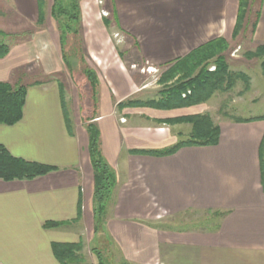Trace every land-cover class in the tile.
<instances>
[{
	"label": "crops",
	"instance_id": "1",
	"mask_svg": "<svg viewBox=\"0 0 264 264\" xmlns=\"http://www.w3.org/2000/svg\"><path fill=\"white\" fill-rule=\"evenodd\" d=\"M3 1L0 30L9 51L0 57V81L26 85L27 97L23 118L0 125V143L17 157L55 169L33 179H0V264H62L54 243H81L87 252L104 240L117 247L121 264H264V119H219L216 145L154 156L132 150L163 148L184 135L169 127L127 125L128 109L121 114L118 108L140 89L123 58L149 67L173 65L219 38L241 40L244 32L235 35L240 0H91L88 7L79 0L81 22L93 10L109 27L106 49L116 51L112 34L123 47L113 54L119 60L97 70L88 63L65 64L67 47L51 13L54 0ZM253 5L258 17L249 41L257 47L264 42V0ZM84 68L98 76L96 100ZM25 78L29 83L21 84ZM196 106L202 108H180L169 116L193 114ZM90 123L117 173L98 230ZM190 210L214 212V224L162 223ZM46 222L59 225L45 227ZM82 260L71 264L89 261Z\"/></svg>",
	"mask_w": 264,
	"mask_h": 264
},
{
	"label": "trees",
	"instance_id": "2",
	"mask_svg": "<svg viewBox=\"0 0 264 264\" xmlns=\"http://www.w3.org/2000/svg\"><path fill=\"white\" fill-rule=\"evenodd\" d=\"M252 0H240L238 21L235 28V35L238 36L245 31L250 23V11ZM61 28V45L65 49L71 37L78 33V25L81 22V8L79 0H54L51 11ZM252 24L254 32L257 22ZM4 33L0 30V57L5 56L9 51V45L2 39ZM229 48V43L223 38L209 42L185 58L176 60L165 65L170 66L167 75L161 81L178 77L177 81L165 88L160 98L148 100L123 101L118 104V108H138L154 107L163 109H179L206 103L217 91L229 92L241 79L247 82L248 76L242 71H234L226 61L225 52ZM248 59L259 58L262 60V73L264 76V42L257 46L255 50L246 52ZM65 64L69 66L68 59L63 54ZM84 61V59H82ZM84 63V62H82ZM214 65L215 69L210 67ZM85 66V63L84 65ZM86 74L95 96L98 94L99 80L97 74L88 68L83 69ZM191 91L190 94L187 93ZM186 93V95H184ZM27 97L26 85H12L8 82L0 81V125H14L23 118V111ZM66 109V107H65ZM228 117V115H225ZM236 120L250 121L254 119H264V116ZM68 120V118H67ZM171 122H185L191 124V132L185 139H180L170 147L158 149H134L132 153L147 154L154 156L171 155L182 147L186 146H210L216 145L220 138V125L214 121L207 113L190 114L169 119ZM90 142L89 152L94 168V199L95 215L97 219L96 230L102 227V215L107 199H110L113 190L117 185V175L115 170L103 158L100 150V134L97 126L93 123L87 126ZM261 163L264 180V139L261 146ZM55 168L36 161L26 160L13 155L3 144L0 143V179L6 181L33 179L45 175ZM107 189V191H106ZM113 189V190H112ZM58 222H46L45 227H54ZM54 252L62 264H71L82 260L80 252L83 249L81 243H54ZM97 252V256L99 251ZM99 264H104L99 258ZM122 264H127L123 262Z\"/></svg>",
	"mask_w": 264,
	"mask_h": 264
},
{
	"label": "rangeland",
	"instance_id": "3",
	"mask_svg": "<svg viewBox=\"0 0 264 264\" xmlns=\"http://www.w3.org/2000/svg\"><path fill=\"white\" fill-rule=\"evenodd\" d=\"M90 2L91 0L83 1V3L87 5V7L90 6ZM257 8L258 5H253V7L251 8L250 23L248 24L246 30L243 31V38L241 40L239 39L229 44V48L224 53L227 59L226 61L228 62L232 70L242 71L248 76L247 82L243 79H240L231 91L215 92V94L206 103L199 104L202 105V108L196 106L194 109H192H197L196 112L193 114H210L215 122H217L219 119L221 120L225 118L234 119L233 116L238 117L240 119L252 115L264 116V76L262 73L261 66L262 60L259 58L248 59L246 56L247 51L255 50L257 48L255 47V45H253L251 41H249L250 35L252 33V24L255 22L256 19ZM4 9V1L0 0V11H4ZM85 13L86 14H84V16L87 19H85L84 21L82 20V22H80V24L77 26L78 33L76 36L74 35V37H71L69 39L65 53L67 54L68 62L71 67H82L84 63H88L89 66L97 70V68L99 69L100 67H106L107 65H111V63L114 62L113 60H119L118 57L113 58V54H115L116 51L123 50V47L121 43L117 42V37L112 34V43L115 44L116 51L115 49H112L111 45L109 47L110 50H107L105 41L106 36L108 35L107 31L109 30V27H106L104 25L102 19L97 18L99 17V15L95 16V11L87 10ZM20 37H24V35H21L16 38ZM2 39L5 42V38L2 37ZM103 42L105 44H102ZM82 59H84V61H82ZM123 60L126 63V66L130 73L136 74V82L140 88L139 91L127 98L125 101H128L130 99H158L161 97L163 90L168 86H171L174 82H176L179 77H173L163 82L161 80H163V77L167 75V70L170 66L149 67L147 64L142 62H137L136 64H134L132 63L133 60L128 58H123ZM210 69L214 70L215 66L212 65ZM77 77V80L83 81V75H79ZM29 79L30 78H25L24 81L21 82V84L29 83ZM190 92L191 91H188L187 93L190 94ZM90 94L91 93L89 91L88 84H85L83 95L87 96L89 99ZM184 95H186V93ZM125 109H128V112L125 113L128 115V117L123 118V122H127V125H138L143 128H150L155 126L159 128L169 127L172 128L173 131L178 133L179 135H184V137L182 136L181 139H185L187 137L186 134L191 132V124L185 122L174 123L169 121V119L172 118L171 116H169L170 111H177L178 109H163L154 107H127L120 108L119 113L122 114ZM98 111L99 110L96 109L92 116L98 113ZM155 114L158 115L153 116ZM226 114L228 115V117L225 116ZM172 145L173 144H170L166 147H170ZM100 150L105 161L109 164L112 169H114L107 160L106 156L104 155V152L102 151L101 140ZM108 204L109 199H107L104 205L105 209L102 216L106 214ZM215 215L217 214L208 210H190L178 214L169 221L164 219L162 223L179 228L204 226L211 227L214 224ZM97 244L98 245H95L93 243V245L86 247L87 252H85V249L80 252L83 257V260H89L82 262V264H91L89 259L91 256L92 259L98 261L100 258V260L104 264H121V256L116 246L111 245L108 240H104V243L102 244ZM95 246H97L98 250L96 251H99L98 255L100 256L96 257L97 252L93 253V248Z\"/></svg>",
	"mask_w": 264,
	"mask_h": 264
}]
</instances>
